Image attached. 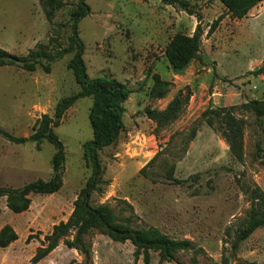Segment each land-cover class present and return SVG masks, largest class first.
I'll use <instances>...</instances> for the list:
<instances>
[{
	"label": "rangeland",
	"instance_id": "1",
	"mask_svg": "<svg viewBox=\"0 0 264 264\" xmlns=\"http://www.w3.org/2000/svg\"><path fill=\"white\" fill-rule=\"evenodd\" d=\"M61 1L64 6L49 22L40 0H0V46L19 55H26L38 42L52 50L68 46L71 11L79 0ZM190 1L201 14V58L176 70L163 51L174 33L187 30L175 27L174 21L181 16L189 19L190 14L178 12L164 26L135 0H88L93 13L81 20L79 31L90 68L94 72L99 68L92 62L98 59L105 65L101 75H110L107 65L120 73L134 70L123 79L132 90L125 103V127L113 144L100 151L103 183L91 202L107 204L118 222L127 219L132 228H158L194 244L177 251L172 260L150 250V264H264V228L233 247L251 208V191L256 185L264 190V118L257 119L245 107L249 100L264 99V73L253 72L264 60V2L237 19L220 1ZM140 2L156 6L154 0ZM217 18L218 25L208 33ZM72 54L51 62L49 73L40 66L35 71L0 67V126L16 136H28L43 114L53 115L60 98L78 92L80 86L67 68ZM153 74L170 82L164 96L154 90ZM179 91L190 93L189 101L177 120L159 128L146 110H163ZM35 102L31 118L28 112ZM92 104V97L80 98L55 128L65 148L60 190L32 194L29 209L22 213L4 208L6 199H0V223L10 222L18 233L14 245L0 247V264H33L38 248L48 243L45 236L71 215L91 174L83 144L93 138ZM224 108L245 121L241 157L225 139L223 121L214 113L213 125L207 122L208 109ZM54 153L55 147L46 140L40 145L12 143L0 135V186L21 187L49 179ZM144 167L146 174L140 172ZM169 174L183 182L170 181ZM64 240L37 264H144L131 241H114L97 227L84 238L88 257L68 248Z\"/></svg>",
	"mask_w": 264,
	"mask_h": 264
},
{
	"label": "trees",
	"instance_id": "2",
	"mask_svg": "<svg viewBox=\"0 0 264 264\" xmlns=\"http://www.w3.org/2000/svg\"><path fill=\"white\" fill-rule=\"evenodd\" d=\"M161 1L201 19V14L195 10V6L191 4L190 0ZM219 1L231 16L242 19L248 15L252 8L264 0ZM40 2L49 22L53 21L56 13L64 6L61 0H40ZM90 12L91 7L88 0H79L75 8L72 9L70 25L72 35L69 37L68 46H60L52 50L49 48V44L38 42L36 47L30 49L26 55L12 53L0 46V67L16 66L27 71H35L40 66L47 73L51 71V62L62 59L68 53H73L67 62V68L72 71L76 83L80 86L78 92L64 96L57 101L52 116L43 114L28 136H16L0 126V135L12 143L30 141L40 145L46 140L55 147L52 158L53 174L49 179H37L21 187L0 186V198L6 197V205L11 211L22 213L29 209L32 194H53L60 190L63 182L65 148L55 132V128L61 124L66 111L80 98L92 97L93 104L90 108L89 120L93 129V138L83 144V159L86 165L91 168V174L74 201L71 215L67 220L60 221L53 226L52 232L45 236L47 245L38 248L31 263L37 264L45 258L58 247L63 238H65L64 243L68 248L76 249L88 257L89 250L84 238L91 229L96 227L102 229L114 241H131L135 247L136 256H143L144 264H150V250H158L165 259L172 260L177 251L194 248L193 242L189 239L171 238L158 228H132L127 219L124 220V224L118 222V217L107 204L94 206L91 202L93 192L100 189V185L103 183L100 151L113 144L124 130L125 103L132 90L113 75L93 78L89 76L84 58L86 44L80 35L79 24ZM219 21L220 18H217L211 23L208 33L216 28ZM203 33L201 25L198 24L192 35L182 32L174 34L165 47V57L174 69L182 70L192 61L201 58ZM253 72L257 75L264 73V60L262 65ZM153 78L155 81L154 90L158 92L159 96H164L170 82L161 79L159 74H153ZM190 96V93L179 91L163 110L147 109L145 114L156 122L159 128L167 126L177 120ZM245 107L252 111L257 119L264 118V99L249 100ZM214 113L225 125L223 130L225 139L231 144L233 151L241 157L244 119L234 116L225 108L221 110L208 109L205 115H207L209 125H213L211 115ZM195 134L193 132L191 137L193 138ZM151 162L152 160L149 163ZM140 172L147 173L145 167ZM167 177L175 183L183 182L175 179L171 174ZM1 212L0 209V214ZM259 228H264V190L256 185L251 191V208L237 230L233 247L237 248L242 241ZM71 232H74V235L72 238H68ZM17 239L18 233L10 224L1 229L0 247H7Z\"/></svg>",
	"mask_w": 264,
	"mask_h": 264
},
{
	"label": "crops",
	"instance_id": "3",
	"mask_svg": "<svg viewBox=\"0 0 264 264\" xmlns=\"http://www.w3.org/2000/svg\"><path fill=\"white\" fill-rule=\"evenodd\" d=\"M216 1H219V0H216ZM154 2H155V4H156V6L155 7H150L149 8V6L147 7V5L144 3V4H142L141 2H140V0H135V4H137V5H144L143 7H144V9H142V11L143 10H145L146 11V13H147V11L149 10V12H150V14L152 15L151 16V19L153 20V21H162V22H164V26L165 25H170L171 23H172V16L173 15H178V12H180V13H182V10H178L177 8H175V7H173V6H171V5H167V4H164L161 0H154ZM264 1H262V2H260L258 5H260L261 3H263ZM158 5V6H157ZM257 5V6H258ZM257 6H255L254 8H252L250 11H249V13L251 12V11H253L254 9H256V7ZM146 7V8H145ZM92 13H93V11L91 10V12H90V14L92 15ZM177 13V14H176ZM248 13V14H249ZM139 14H140V11H139ZM108 15H110V14H108ZM182 15V14H181ZM190 18L189 19H187V18H184L183 16H181L182 18H181V20L178 22V20H176V21H174V22H176L175 24H174V26L175 27H177V28H181V27H186L187 28V30L186 31H177L176 33H178V32H182V33H184V34H186V35H192L193 34V32L195 31V29H196V27H197V25L198 24H201V20H199L198 19V17L196 16V15H188ZM106 26L108 27V23H106ZM176 33H174V34H176ZM174 34L172 35V37L174 36ZM171 37V38H172ZM170 38V39H171ZM37 41L38 40H35L34 41V43H33V45L35 44V43H37ZM170 41V40H169ZM168 41V42H169ZM86 44V43H85ZM167 45V44H166ZM27 47H29V48H31L30 47V45H28ZM166 47V46H165ZM7 50H14V49H10V48H7ZM87 52H88V49H87V46H86V51H85V55H84V58H85V61H86V64H87V67H88V74H89V76L91 77V73L90 72H92L93 74H95L94 76L95 77H97V76H102L100 73H101V71L105 68V65L103 64V63H101V62H99V60L98 59H96L95 60V62L94 61H92L93 63H96V67L97 66H99V68H97L96 69V71L94 72V70H92L91 68H90V64H89V62H88V59H87ZM145 53H147V52H145ZM163 56H165V49H164V51H163ZM107 68H108V70L110 71V75H113L115 78H117L118 80H120V81H122V82H124L125 84H127L123 79L125 78V76L126 75H129V74H133V72H134V70H133V68L132 69H130V70H128L127 72H123V73H120V72H116V70L111 66V65H107L106 66ZM122 74V75H121ZM104 75V74H103ZM127 77V76H126ZM91 78H93V77H91ZM37 108V105H36V102L32 105V107H31V109L29 110V112H28V115L32 118V116H33V113L32 112H34L35 110L34 109H36ZM2 198H5L6 199V197H2ZM2 198H0V199H2ZM4 208H8L7 207V205L5 204V206H4ZM0 209L1 210H3V208H1L0 207ZM4 212V211H3ZM1 216H2V213L0 214V219H1ZM7 224H10L11 225V223L10 222H8V221H3V222H1L0 223V231H1V229L5 226V225H7ZM15 229V228H14ZM18 241V239L16 240V241H14V242H12L10 245H14L16 242ZM8 247V246H7ZM7 247H1V248H7Z\"/></svg>",
	"mask_w": 264,
	"mask_h": 264
}]
</instances>
